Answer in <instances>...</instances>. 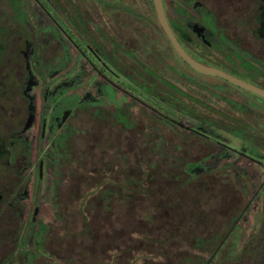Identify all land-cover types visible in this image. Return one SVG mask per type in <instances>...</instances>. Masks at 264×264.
Masks as SVG:
<instances>
[{
    "label": "flooded vegetation",
    "instance_id": "1",
    "mask_svg": "<svg viewBox=\"0 0 264 264\" xmlns=\"http://www.w3.org/2000/svg\"><path fill=\"white\" fill-rule=\"evenodd\" d=\"M161 4L170 31L155 0H0V264H75L53 244L64 201L113 196L125 176L130 200L148 196L187 169L204 185L175 186L168 207L208 230L183 264H264V0ZM113 97L132 129L113 125ZM85 239L78 264L113 261Z\"/></svg>",
    "mask_w": 264,
    "mask_h": 264
},
{
    "label": "rangeland",
    "instance_id": "2",
    "mask_svg": "<svg viewBox=\"0 0 264 264\" xmlns=\"http://www.w3.org/2000/svg\"><path fill=\"white\" fill-rule=\"evenodd\" d=\"M123 100V98L113 97V125L119 124L130 130L133 128V123L128 112L121 105ZM167 139L171 147L177 146L178 140L173 135ZM115 142L118 146L128 144V140L122 137H117ZM150 154V160L158 161V155ZM126 155L129 157L126 151L125 153L117 151L115 158L113 156V161L120 165L121 157H126ZM165 155L169 160L174 161L175 165L181 166L180 161L169 152H166ZM128 161L138 166V155L133 154ZM163 168L169 172L167 165H163ZM189 174H191V169L180 171L175 176L176 185L173 181H165L160 184L159 188L150 185V195L135 196L132 200L129 195L125 194L126 190L121 191V188L126 186V181L130 184H134L136 181L125 176L127 180L123 182L124 186L113 185V196H109L110 193L106 192V194L103 190L97 192L99 194L94 201H64L65 206H63L68 210L66 214L68 226L64 230L54 231V247L68 248L69 254L76 258L75 264H78L76 254L80 243L83 242L81 237L85 236V242L90 244L94 242L98 246L107 244V248L113 247V261H110L109 264H183V258L188 257L192 252L186 248L193 242L194 236H202L208 230L206 223H198L196 226L191 224L192 213L187 212L183 213L181 217H176L173 215L174 209L170 210L168 207L169 203L176 204L177 193L172 190L175 186L177 190H186L185 196L190 197L195 193L193 190L198 188L199 184L204 185L203 177L198 173L192 176ZM147 177L148 175L143 174V180ZM73 181L72 184H74ZM134 186L137 187V191L142 189L137 185ZM111 203H113V211L110 209ZM183 205V210H190L192 207L198 206V203L195 204L192 198H187L183 201ZM205 205V203L202 204L203 208ZM146 217L154 220L155 224L145 220ZM57 223L60 227L65 224L60 217H58ZM89 224L98 227L100 233H95V230L90 229ZM82 226L83 229H81ZM180 226L183 228L180 229ZM163 240L169 242L171 247H160L158 242ZM86 257L88 258L89 255ZM107 258L109 255L106 256V253H102L101 259ZM54 264H56V260Z\"/></svg>",
    "mask_w": 264,
    "mask_h": 264
},
{
    "label": "water",
    "instance_id": "3",
    "mask_svg": "<svg viewBox=\"0 0 264 264\" xmlns=\"http://www.w3.org/2000/svg\"><path fill=\"white\" fill-rule=\"evenodd\" d=\"M155 3L157 5V11H158V14H159V17H160V20L162 21V23L164 24V26L167 28V31H170V29L168 28V25H167V21H166V18H165V15H164V11H163V7H162V4H161V0H155ZM197 68L205 71V72H210V73H220L219 71L217 70H214L212 68H203V67H200L198 66L197 64L193 63Z\"/></svg>",
    "mask_w": 264,
    "mask_h": 264
}]
</instances>
